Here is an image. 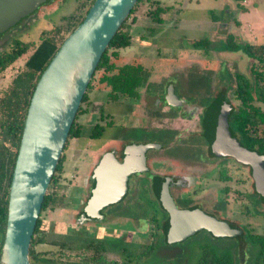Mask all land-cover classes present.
Masks as SVG:
<instances>
[{
  "label": "rangeland",
  "instance_id": "1",
  "mask_svg": "<svg viewBox=\"0 0 264 264\" xmlns=\"http://www.w3.org/2000/svg\"><path fill=\"white\" fill-rule=\"evenodd\" d=\"M157 1L166 8L160 14L162 23H153L148 16V11L156 5H152L150 0L138 3L127 18V24L133 28L131 44L118 49L120 57L116 59V63L120 65L136 59L147 68L138 100L127 96H121L118 100L109 99L107 89L98 82L100 71L95 74L92 86L87 91V99L82 103L86 111L77 116V123L82 125L81 136L67 139L61 154L62 169L48 190L55 201L41 211L40 229L49 240L59 239L63 234L102 236L114 233L111 229L97 228L92 221L82 224L79 220V210L87 195L84 187L104 152L112 149L120 152L125 141L131 140L166 145L177 133L172 127L199 128L196 112L189 113L184 119L166 118L168 107L162 97L169 85L174 86L177 93L185 94L186 90V94L193 95L204 89L206 95H215L224 86H233L235 71L250 75L251 61L242 51L208 52L205 47L192 46L193 40L209 37L214 42H221L228 32H232L239 42L264 44V0ZM90 2L91 0L46 1L36 11L24 16L0 34V53L9 50L14 39L37 44L51 29L57 26L66 28L67 16L77 9V13L83 14ZM240 5L245 6L246 10L242 11ZM214 16L218 20H214ZM62 34L67 35V32L63 30ZM28 54L29 52L21 55L0 74V97L9 89L14 75L24 69ZM232 102L236 103V100ZM95 123L102 125L103 129L100 135L90 138L88 133ZM189 136L187 138L192 144L191 152L181 153L182 157L187 155L190 159L184 157V161L177 155L175 157L170 154L165 156L167 160H155L149 162V165L172 175L174 180L187 174L193 175L188 179L191 184H183L182 190H191V186L197 190L195 202L242 229L264 233V202L258 200L250 166L232 156H212L209 147L206 159L204 158L208 163H203L199 155L202 147V151L207 153L206 147L199 144L195 134ZM172 151L181 155L178 146ZM10 153L14 155V151ZM142 186L136 184L133 198ZM135 210L138 214L143 212L140 207ZM128 219H114V224L118 227H133ZM122 227L115 231L118 235L122 233ZM153 231L137 232L132 229L126 239L133 245L148 243L151 239L150 232ZM120 244L126 243L122 241ZM201 244H208L218 252H229L237 257L241 255L242 259V253H248L246 242L235 237H214L205 230L188 236L174 249L179 254V259L182 258L181 261L195 264ZM35 250L42 256H58L69 261L79 259L80 256L75 251L62 250L58 245L50 243H37ZM104 257L117 262L122 260L119 252L107 251ZM32 264L39 263L34 261Z\"/></svg>",
  "mask_w": 264,
  "mask_h": 264
},
{
  "label": "water",
  "instance_id": "2",
  "mask_svg": "<svg viewBox=\"0 0 264 264\" xmlns=\"http://www.w3.org/2000/svg\"><path fill=\"white\" fill-rule=\"evenodd\" d=\"M48 0H0V34ZM138 0H94L83 20L67 35L41 73L24 120L21 140L9 188L7 222L0 264H30L32 236L48 186L67 141L78 108L98 62L111 39ZM169 105L180 100L169 85ZM229 104L223 102L209 133L216 155L232 156L251 168L254 188L264 198V154L242 146L228 126ZM131 146L139 157L124 156L120 162L112 151L104 152L92 170L95 186L85 206L89 216L118 201L126 191L128 176L146 169L144 150ZM125 151L124 153L126 154ZM162 204L169 214L166 237L177 242L205 229L215 236L237 234L227 220L199 208L178 209L162 183Z\"/></svg>",
  "mask_w": 264,
  "mask_h": 264
},
{
  "label": "trees",
  "instance_id": "3",
  "mask_svg": "<svg viewBox=\"0 0 264 264\" xmlns=\"http://www.w3.org/2000/svg\"><path fill=\"white\" fill-rule=\"evenodd\" d=\"M93 1L91 0L90 5ZM142 1H137L128 17L133 13L136 5ZM150 1L152 5L156 6L148 11V16L153 23L160 24L163 21L160 14L165 12L166 8L161 6L157 0ZM89 7L86 8L83 14L77 13V9L76 12L67 16L66 28L57 26L51 29L46 36L41 38L39 43L22 42L14 39L11 48L0 53L1 74L5 68L21 55L29 52L24 62V69L14 75L9 89L0 97V254L7 222L9 188L31 96L41 73L63 40L83 20ZM239 7L242 11L246 10L245 6L240 5ZM213 19L218 20L215 16ZM63 30L67 32V35L62 34ZM131 40L130 26L127 24L126 19L111 39L98 62L67 139L81 136L82 125L77 123V116L79 113L86 111L83 109L82 103L87 99V91L91 88L95 74L98 71H100L98 82L107 89V97L109 99L118 100L121 96H127L132 99L139 97V89L145 79L147 70L145 65L136 59L121 65L116 63V59L120 57L118 49L128 47L131 44ZM192 46L205 47L208 52L242 51L251 61L249 76L240 71H235L233 73V86H224L215 95L208 94V108L201 119L206 128L205 133L208 134V145H210L209 133L215 124L218 109L225 102L229 104L228 126L232 136L242 146L264 154V44L242 43L237 40L234 33L228 32L225 39L221 42H214L208 37V39L193 40ZM232 100H236V103L232 102ZM102 129V125L95 123L92 130L88 133V137H97ZM10 151H14L13 156ZM210 153L215 156L212 151ZM62 158L63 155L59 159L48 190L56 181L57 173L62 169ZM160 179V177L156 176L154 187L157 188ZM48 190L45 194L41 211L55 201ZM257 196L259 201L264 202V198L258 192ZM167 218L166 212L162 228L160 230L154 229L153 232H150L151 239L148 243L133 245V243L125 242V245H121L120 243L125 240L124 235L117 234L98 238L86 236L83 233H74L63 234L59 239L49 240L40 229L42 223L40 212L30 245V264L34 263V261L39 264H186L185 261L179 259V254L174 249L179 242L171 243L167 241ZM229 223L236 228L237 234L233 236H215L210 232L209 234L214 237H235L239 241L246 242L248 244V253H242L244 259L240 258L241 255L237 257L229 252H218L208 244H201L199 246L200 254L195 264H264V233H255L242 229L232 222ZM205 231L207 232V230ZM37 243H50L58 245L62 250L75 251L80 254L79 259L69 261L63 260L58 256H42L35 250ZM110 250L119 252L122 260L120 262L107 260L104 257V253ZM151 257H153L152 260ZM247 257L249 258L247 259ZM155 258L157 259L155 260Z\"/></svg>",
  "mask_w": 264,
  "mask_h": 264
},
{
  "label": "flooded vegetation",
  "instance_id": "4",
  "mask_svg": "<svg viewBox=\"0 0 264 264\" xmlns=\"http://www.w3.org/2000/svg\"><path fill=\"white\" fill-rule=\"evenodd\" d=\"M174 88V86H173ZM166 91L167 88L164 91V95H163V100L164 103L167 105L168 107V117L166 118H180V119H184L189 113L193 114L194 112L197 113L198 116V121H199V128L196 129H187V128H174L172 127V129L174 130V132H177L176 135L173 136V139L171 141H169L166 145H162V144H156L155 147H149L147 149L144 150V156H145V166L146 169L140 172H134L131 173L126 181V191L123 194V196L116 202L107 204L105 206H103L100 210H99V217L96 216H89L86 212H85V206L88 202V199L91 195V191L93 189V187L95 186L96 183V179L94 177H92V175L89 178V181L86 183L84 189L87 190V195L84 198L83 204L79 214V220L82 222V224H86L89 223L90 221L93 222L94 226H96L97 228L100 229H105V230H113L114 233L111 234H103L102 236H94V237H98V238H102L105 236H113L114 234L116 235L117 233L115 231L121 229V227H118L114 224V219H128L131 222V226L133 225V227H122L123 230H121V234L119 235H124V241L123 242H129L131 243L129 240L126 239L129 231H132V229H134L137 232H143V231H149V230H160L163 226V223L165 221V213L167 212V210L164 208L163 204H162V192H161V186L162 183L167 180V186H168V190H169V194L171 195L174 204L176 205V207L178 209H188V208H199L202 211L205 212H209L212 215H214L216 218L221 219V220H227L229 222H231L228 219H223L219 216H217V214L211 212L210 210H208V208H205L201 203H197L195 202L196 199V194L198 193L197 190L195 191L192 186L190 187L191 190H189L188 188H186L185 190H182V186L184 184V186H187L189 184H191V180L190 177H193V175L190 176V174H187V176L185 175L184 177H179V179L174 180L172 175H169L166 172H162L163 170H160V168L158 167H153V165H149V162L152 161H159L162 160L163 158H165V156L173 154L177 155L178 158H180V160H185V158H189L187 155L182 157V153L181 152H191L192 149V144L189 143V135L191 134H195V137H197L196 139H198L199 144L202 146H205V151L207 153H204L203 151V147L201 148V154L199 156H201L202 158V162L203 163H208L205 162L206 156L208 154V147H209V153L212 151L211 150V146L208 145V134L205 133L206 128L204 127L201 119H202V115L207 111L208 108V95H206V91H204V89H200L198 91V93L195 94H186V90L184 91L185 94L182 93H177L174 89V93L177 95V97L182 100V102L179 105H169L166 102L165 96H166ZM190 95L191 98L189 97ZM139 98V97H138ZM138 100V99H137ZM207 103V104H206ZM183 130V131H181ZM187 130H200L197 133H192V132H186ZM208 130V129H207ZM188 133V135H186ZM126 144L123 145L122 149L120 150V152H117L115 149L110 150L114 153V156L120 161L123 162L124 161V156H131L132 158H136L139 157L140 155L137 153H135L136 150H134L131 146H136L137 149H140L143 145L147 144V143H151V142H136V141H125ZM172 144V146H171ZM179 147V151L181 153V155L179 156L178 153H174V151L171 152V149L173 150L174 147ZM164 150L163 152H160V150ZM203 150V151H202ZM125 151L126 154L124 153ZM162 153V155H161ZM164 154V155H163ZM186 154V153H184ZM211 154V153H210ZM212 155V154H211ZM214 156V155H212ZM185 157V158H184ZM215 157H226L223 155H216ZM205 158V159H204ZM166 159V158H165ZM167 160V159H166ZM208 160V159H207ZM160 177V181L158 183L157 188L154 187V182H155V178ZM206 176V175H204ZM195 177V176H194ZM195 180V178H194ZM136 184H141L143 185L141 190H139L136 194V197L133 198L132 193L135 191V186ZM194 187V186H193ZM192 193V194H190ZM142 208V213L138 214L136 213L135 208ZM167 216L169 218V214L167 212ZM168 218H167V222H168ZM157 221H159V223H157ZM228 222V223H229ZM233 223V222H232ZM230 224V223H229ZM235 224V223H233ZM231 225V224H230ZM236 225V224H235ZM208 232V231H207ZM118 235V234H117ZM184 239L177 241V242H182ZM111 251V250H110ZM111 252H116V251H111ZM182 259V258H181ZM164 264V263H162Z\"/></svg>",
  "mask_w": 264,
  "mask_h": 264
},
{
  "label": "crops",
  "instance_id": "5",
  "mask_svg": "<svg viewBox=\"0 0 264 264\" xmlns=\"http://www.w3.org/2000/svg\"><path fill=\"white\" fill-rule=\"evenodd\" d=\"M130 29H131V30H130V33H131V35H132V32H131V31H132L133 28L130 26ZM141 37H142V36H141ZM119 56H120V55H119Z\"/></svg>",
  "mask_w": 264,
  "mask_h": 264
}]
</instances>
